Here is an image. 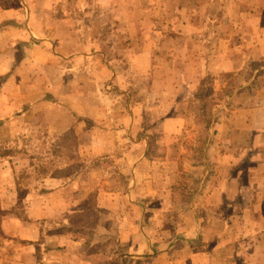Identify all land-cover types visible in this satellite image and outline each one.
I'll return each mask as SVG.
<instances>
[{"label":"crops","instance_id":"crops-1","mask_svg":"<svg viewBox=\"0 0 264 264\" xmlns=\"http://www.w3.org/2000/svg\"><path fill=\"white\" fill-rule=\"evenodd\" d=\"M27 1L20 8L32 11L37 3ZM114 1L124 3L131 14L116 22L120 25L111 39L87 38L83 24L74 23L70 13L72 0H43L47 8L39 7L49 13L43 26L54 49L71 61L67 77L47 86L52 98L34 100L16 120L23 123L44 111L50 132L74 129L78 154L96 162L85 175L55 180L53 189L28 194L18 209L17 183L30 156L16 151L0 158V264H258L248 261L247 252L259 250L261 229H233V222L264 217V88L243 104L242 91L229 107L220 102L231 113L219 115L210 128L207 166L186 158L191 154L184 145L196 125L188 95L198 89L202 76L240 73L244 63L264 58V41L251 42L250 48L243 34L239 62L213 70L211 54L227 61L235 44L220 29L229 23L216 15L217 0H196L197 5L192 0L190 17L183 14L189 0H93L101 10ZM84 4L78 0L83 12ZM243 5L246 9L245 0ZM238 23L245 32L247 25L263 28L255 39L264 34V23ZM199 28L209 29L212 43L200 37ZM161 35L181 39L189 50L180 51L178 42L175 50L152 48L154 37ZM215 39L222 45L217 52L212 49ZM109 42L124 49L126 63L108 57L104 45ZM168 59L181 63L169 70L162 63ZM133 77L146 83L144 98L130 87ZM259 108L258 114L243 115ZM6 124L0 126V141L19 133L17 128L6 134ZM185 176L198 182H180ZM90 209L96 222L89 240L66 231L71 211L79 210L86 219Z\"/></svg>","mask_w":264,"mask_h":264},{"label":"rangeland","instance_id":"rangeland-1","mask_svg":"<svg viewBox=\"0 0 264 264\" xmlns=\"http://www.w3.org/2000/svg\"><path fill=\"white\" fill-rule=\"evenodd\" d=\"M28 1L29 2L31 1L33 3V0H28ZM35 1L37 3V6H34L32 4L33 5L32 11L31 10L24 11L23 8H20V4L21 3L23 4L25 0H0V123L1 124L5 122L7 123L3 127L4 132L6 134H9L10 131L12 130L14 131L17 128H19V132H20L23 129L24 125L29 122L31 118L23 123L18 119L16 120V118H18V116L25 115L27 110H29L28 106L31 102L37 99L50 100L52 98V95L50 94V92H48L49 88H47V86L49 84L52 85L53 83H56L59 80H63L64 78L67 77L66 73L68 72H65V70L66 68H68L67 66L70 64L71 61L69 60V58H64V57L62 58L58 55V53L53 47L54 45L52 39L49 37V35H47L46 28L45 26H43L45 23H47V21H49L48 18L49 13L47 11H40V10L41 8L46 9L47 4H44L42 2L43 0H34V2ZM82 1L87 5L92 4L93 2V0H82ZM189 1L190 2L188 5V10L183 14H185V16L190 17L193 15V12H191V9H193V7L191 6L192 0ZM243 1L244 0H217L216 7L214 8V9L218 8L216 15L220 16V18L222 19L224 18L225 21L229 23V27L224 25L225 27L223 28L220 27V29H224L225 34H230L232 36L231 38L232 42H234L235 44L231 47L232 50L230 52L229 59H226L227 61H224L225 59L221 58L222 56L221 54L215 53V56L213 53L211 54L212 58L214 59L210 61L209 64L213 67V70H217L221 68L223 65L225 66L228 65V67H232L234 63L239 62L238 58H240L243 55V54L241 55L238 54L240 53L239 39L245 37L247 39V43L248 46H250V48H252L253 46L252 43L256 42L257 40L264 41V34H261L260 38L255 39V35L263 33V28L259 27V29H256V27L253 26L250 29L248 28L247 25L246 32L251 31V33L246 34L244 29L242 30L239 28L240 23H238L239 19L242 21L248 19L249 21L252 22L247 24L257 25L258 22L264 23V0H245L247 3L246 9L243 5ZM194 3L197 5L196 0H194ZM255 3L257 5V9L255 7ZM124 5L125 4L120 1L118 2L114 1L112 4H110L109 2L106 8L103 7V9L101 10L102 8L101 7L99 11L94 15L85 7V12L83 13L84 16H82L80 14L82 12L78 8L79 7L78 0H76L75 2H73V8H72L73 13L76 16V18H74V23L83 24L81 30L83 31V33L85 30V36L87 38L96 37L97 40L101 38L111 39L113 38L114 33H116L117 31L116 24L120 25V23H116V22H123L125 18L131 14V11H129L127 8H124ZM225 10L226 11L228 10V12H226ZM178 12L179 14H182L181 11ZM219 13L221 15H219ZM54 14L59 15L60 13H57L55 11ZM89 16L92 19L91 22L88 19ZM207 30L205 31L204 28H199L198 29L199 35L200 37L208 38L210 40V43H212L210 39L211 37L210 31L209 29ZM243 34H245V36ZM242 35L244 37H242ZM168 36H171V33H169ZM155 37L153 42L154 44L152 45V48L154 49L175 50L178 47V43H179L180 51L183 52L187 51V48L189 50L188 45L185 42H181V39L179 41L173 40L170 37L167 39V38H163L164 37L163 35H161L162 37L161 39H159L160 36L156 38ZM164 40H166V42ZM112 44H113L112 42H109V44H106V46L104 45V50L106 51V53L109 54L108 57L112 55L115 58H117L116 59L117 62L126 63L124 60V49L116 48L112 46ZM92 47H94V45H92ZM219 48H222V45H220L219 41L215 39V44L212 47V49H215L217 52ZM248 50L250 49H247L246 53L248 52ZM205 52L207 53V51ZM222 62L224 64H222ZM228 62L229 64H227ZM162 63L163 66L171 70L173 68L178 67L181 63V60L168 59V61L163 60ZM248 67H249V62L244 63L241 72H245ZM226 73L228 72L215 74V75L210 74L212 77L208 74H205L201 78L203 82L206 77H210L212 84L211 86H214V88L216 90H219L218 92H220L221 94V98L217 100L219 102H224L227 89L232 79H236L238 81L243 80L242 73L234 74L230 72L229 74L225 75ZM132 79L133 80H131V82L133 83V85L130 84V87H132L134 93H136L141 98L147 89V85L145 82L144 83L142 82V79H137L135 77H133ZM68 87L70 86L67 85V88L65 90L66 96L69 90ZM263 88L264 86H262V89ZM260 89L261 88L257 89L255 93ZM255 93H249L245 91L241 97L242 99L241 103L243 104L245 97L251 96ZM197 94L198 93L196 90L194 91V93L192 92L188 95L189 97L188 99H190V101L192 100L193 102V104L189 107L188 111L190 112V114L193 115L195 114L194 111L195 105L199 101L196 96ZM60 110L61 109H58V111ZM38 111H42V110H38ZM226 111L230 112V109L227 110L226 108H223V111L220 113V115L227 116ZM259 112H260V108L258 110L254 109L252 113L245 112V114L243 115L253 116L255 114H258ZM42 113L46 120L45 112L42 111ZM236 114H238V112H234L233 117L234 116L236 117ZM239 115L242 116V114ZM141 129L143 128L141 127ZM144 130H140V131L143 133ZM189 131H190L189 132L190 137L188 136L189 139L188 141H186V143L188 144L194 143L197 138L198 135L197 125H193V128L191 130L189 129ZM5 140H8V138L0 142H3ZM260 156L262 158V155ZM258 166L261 167V165ZM262 167H264V164H262ZM258 175H262V173ZM263 175H264V171H263ZM190 176L183 177V179L180 182L190 183V181H193L194 183H196L194 181V177L191 178ZM219 178L222 179L221 174ZM231 184L238 185L235 179H231ZM228 186L230 187V185ZM217 192L219 193V191ZM200 197L201 196H198V199ZM216 197H218V199H216V202L220 203L221 200L219 196ZM202 201L203 200L201 198V202ZM262 205L264 206V204ZM203 206H205V201ZM207 206L208 208H211L210 204ZM240 206L241 205H239V207ZM217 207H215V209H213L212 211H217L216 209ZM252 215L253 214L250 213V216ZM238 222L239 223H236L235 221L233 222L234 225L233 229H235L236 226L238 228L241 227L245 230H251L255 226L257 227L255 229H261V234L258 238L259 241L256 243L257 245H259V250H257L256 252L253 251L252 253L247 252V256H248V261L250 260L258 261V264L264 263V217L260 220L258 219L250 220L247 218L243 221L239 220ZM221 225L222 222L218 224L219 227H221ZM216 226H217V221L214 222V224L212 223L211 227L208 228L210 230L211 229L215 230ZM210 235H212V233L210 234L208 233L209 241H210V237H209ZM214 255L215 257L222 258L223 253L215 252Z\"/></svg>","mask_w":264,"mask_h":264},{"label":"trees","instance_id":"trees-1","mask_svg":"<svg viewBox=\"0 0 264 264\" xmlns=\"http://www.w3.org/2000/svg\"><path fill=\"white\" fill-rule=\"evenodd\" d=\"M73 2L75 1L72 0V5ZM84 5L93 15L100 9L99 5L94 2L91 5ZM80 7L79 5L78 8ZM79 10L82 12L80 14L84 16L83 10ZM70 13L73 18H76L72 11ZM90 16L88 19L91 22ZM263 62L264 58L250 60L246 71L240 72V74H243V80H231L224 98L227 107L232 104V99L238 92L255 93L257 89L264 86ZM211 85L210 77H206L198 86V94L196 96L199 101L194 109V122L198 127V135L193 144L186 143L184 145L188 150L187 152L191 154H185L184 156L186 158L190 156L197 163L204 166L208 164L206 148L210 141V128L223 111V108H220V102L217 101L221 98V94L218 92L219 90H216ZM0 125L2 124L0 123ZM16 151L28 153L31 159L30 166L25 169L17 183L18 209L22 208L23 201L28 194L41 193L53 189L56 186L55 180L63 183L67 179L73 178L76 174L85 175L96 162V159L82 158L78 154L77 136L74 129L51 133L42 111L35 112L34 116L16 136L0 142V158H8ZM195 182H198V178L195 179ZM182 194L185 195L186 193L182 191ZM90 210L93 211L92 214ZM90 210L87 211L89 216L86 219L79 210L71 211L69 222L65 224L66 231L84 236V238L89 240L94 233L93 229L96 222V212L93 209Z\"/></svg>","mask_w":264,"mask_h":264}]
</instances>
